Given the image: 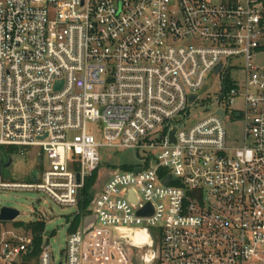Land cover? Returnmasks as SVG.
<instances>
[{
	"label": "built area",
	"instance_id": "2783aa9c",
	"mask_svg": "<svg viewBox=\"0 0 264 264\" xmlns=\"http://www.w3.org/2000/svg\"><path fill=\"white\" fill-rule=\"evenodd\" d=\"M216 76L218 107L186 125ZM5 146L35 150L37 179L5 181L0 157V190L61 206L78 207L107 151L145 157L111 167L64 262L44 229L35 245L37 219L0 229V264H123V244L140 264H264V0H0Z\"/></svg>",
	"mask_w": 264,
	"mask_h": 264
},
{
	"label": "rangeland",
	"instance_id": "374dc122",
	"mask_svg": "<svg viewBox=\"0 0 264 264\" xmlns=\"http://www.w3.org/2000/svg\"><path fill=\"white\" fill-rule=\"evenodd\" d=\"M205 89L198 92V104H195L189 110L186 119V125H192L203 118L205 107L213 111L218 107L217 97L220 94V78H208ZM240 102H236L239 107ZM227 135L229 139H237L242 137V123L239 119H226L225 122ZM88 132L98 137L99 130L96 124L87 125ZM33 149L26 150L24 155H20L16 149L11 147L1 148V158L6 163L10 156L12 162L9 166H4L2 176L5 181L9 182H27L31 179V173L37 166V159ZM145 157L143 152H136L133 149H125L120 151H107L103 154L104 164L100 172L95 174L94 181L90 187L91 193L94 195L100 188L103 181L109 176L112 168L124 166H133L142 164V158ZM46 162V158L44 157ZM14 207L19 210V215L15 221H0L1 228H14L15 226L24 225L31 221L42 219L44 221V230L49 232L48 245L50 253L55 261H65V247L70 227L68 222L78 212L77 206H61L54 202L43 192L7 189L0 190V207ZM123 249L130 252L131 259L123 264H140L139 252L131 249L130 246L123 244Z\"/></svg>",
	"mask_w": 264,
	"mask_h": 264
},
{
	"label": "trees",
	"instance_id": "16d2710c",
	"mask_svg": "<svg viewBox=\"0 0 264 264\" xmlns=\"http://www.w3.org/2000/svg\"><path fill=\"white\" fill-rule=\"evenodd\" d=\"M97 172H94L91 176L87 177L85 180L84 187L81 191V199L78 203V212L73 217L72 224H71V231L75 230L77 226L79 225L81 221L82 215H84L87 212V208L92 200L93 194L90 191V187L94 181L95 174ZM26 229H30L34 233V243L36 246H39L41 243V237L40 234L42 230L44 229V223L42 221H38L35 223H29L24 225Z\"/></svg>",
	"mask_w": 264,
	"mask_h": 264
},
{
	"label": "water",
	"instance_id": "95a60500",
	"mask_svg": "<svg viewBox=\"0 0 264 264\" xmlns=\"http://www.w3.org/2000/svg\"><path fill=\"white\" fill-rule=\"evenodd\" d=\"M220 67L217 68V70H219ZM223 114V113H221ZM11 164V160L9 159L6 163L3 164V166H9ZM2 169V161L0 160V171ZM138 170V169H137ZM31 179L32 180H36L37 179V170L35 169L32 173H31ZM169 179H166L165 182H167ZM77 181H79V176H77ZM77 199H80V189L77 190V195H76ZM151 212V210H148V208H145L141 211H139V213L144 214L146 212ZM19 210L14 208V207H7V206H3L0 207V221H13L15 220L18 215H19ZM95 220V216L91 215V216H87L84 218L83 220V227L84 229L89 228L93 222Z\"/></svg>",
	"mask_w": 264,
	"mask_h": 264
},
{
	"label": "bare ground",
	"instance_id": "6f19581e",
	"mask_svg": "<svg viewBox=\"0 0 264 264\" xmlns=\"http://www.w3.org/2000/svg\"><path fill=\"white\" fill-rule=\"evenodd\" d=\"M136 240V238H134Z\"/></svg>",
	"mask_w": 264,
	"mask_h": 264
}]
</instances>
